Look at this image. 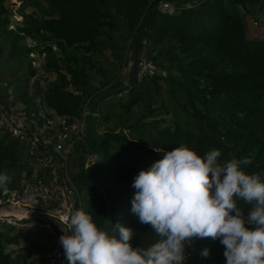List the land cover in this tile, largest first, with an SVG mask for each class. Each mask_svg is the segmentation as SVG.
I'll return each instance as SVG.
<instances>
[{
  "label": "trees",
  "instance_id": "obj_1",
  "mask_svg": "<svg viewBox=\"0 0 264 264\" xmlns=\"http://www.w3.org/2000/svg\"><path fill=\"white\" fill-rule=\"evenodd\" d=\"M34 1L39 16L25 13L22 2L21 20L12 21L10 0H0V40L9 59L26 66L35 88L31 95L26 86L15 87L11 96L4 90L0 103L14 104L10 100L16 96L33 109L40 98L60 116L80 117L96 94L121 86L100 71L92 83L90 74L99 56L111 48L120 59L127 40L134 49L142 27L139 62L146 50V57L161 71L107 98L104 109V100L93 109L94 140L104 154L93 181L108 197L111 226L131 229L134 248H147L158 237L131 212L137 191L131 186L133 178L161 159L164 151L183 144L200 156L219 150V162L248 158L243 171L264 179V38L249 37L244 22L248 6L264 12V0ZM31 54L44 55L42 69L53 74L54 81L40 86ZM108 124L114 128L99 134V127ZM22 156V146L0 133V172L11 176V182L0 188V198L18 188ZM88 156L93 157L87 147L78 154L75 180L87 190V213L102 226L103 200L83 183ZM236 203L247 216L252 205L242 199ZM0 228V264H27V258L14 259L7 252L20 237L7 226ZM204 248L210 250L207 258L199 255ZM223 252L218 239H194L186 247L185 264H225Z\"/></svg>",
  "mask_w": 264,
  "mask_h": 264
},
{
  "label": "clouds",
  "instance_id": "obj_2",
  "mask_svg": "<svg viewBox=\"0 0 264 264\" xmlns=\"http://www.w3.org/2000/svg\"><path fill=\"white\" fill-rule=\"evenodd\" d=\"M220 155L200 156L181 144L133 178L131 212L158 237L147 248L132 246L129 228H104L91 214L70 210L59 220L67 264H185L186 247L199 238L218 239L225 264H264V179L243 171L248 158L219 162ZM10 182L0 172V188ZM237 199L252 205L247 216ZM209 254L208 248L199 253Z\"/></svg>",
  "mask_w": 264,
  "mask_h": 264
},
{
  "label": "built area",
  "instance_id": "obj_3",
  "mask_svg": "<svg viewBox=\"0 0 264 264\" xmlns=\"http://www.w3.org/2000/svg\"><path fill=\"white\" fill-rule=\"evenodd\" d=\"M160 7L169 8L167 4ZM144 52L139 74L146 68ZM130 68L128 65V71ZM85 119L86 110L78 118L60 116L40 98L35 99L33 109L21 102L19 106L0 103V133L23 148L18 188L0 198V225L13 229L19 237L31 230L45 232L51 243L40 264H64L59 243L63 230L49 220L59 223L70 210H83L82 202L86 201L75 180L78 154L87 147ZM93 157L87 161L92 163Z\"/></svg>",
  "mask_w": 264,
  "mask_h": 264
},
{
  "label": "rangeland",
  "instance_id": "obj_4",
  "mask_svg": "<svg viewBox=\"0 0 264 264\" xmlns=\"http://www.w3.org/2000/svg\"><path fill=\"white\" fill-rule=\"evenodd\" d=\"M165 1V0H164ZM173 3L175 1H181V0H169ZM22 2L26 5L24 12L27 14H33L35 16H39L40 13L36 8V3L34 0H10L8 4V9L10 11L12 21H20V7ZM43 4V2H40ZM164 3V2H163ZM174 5V4H173ZM250 11L249 15L245 16L244 22L246 24L247 30H248V36L253 38H264V12H260L258 9V6H248ZM165 11L171 12L172 9H165ZM242 14H244V10H241ZM14 27V23H12V26L10 28ZM116 41V40H115ZM27 43H30V41H27ZM129 40L126 41L124 44V51L122 55H120V59H117L113 56V50L110 48L106 52L102 54V56H99V63H95V69L90 74V78L92 83L96 81V79L99 78V71L105 72L108 74V77H113V83L119 84L121 86L128 85L131 79V68L130 72L128 71V65H131L132 62V54L133 50L129 47ZM0 48H1V54H0V93L4 90H6V95L11 96L12 89L15 87L18 89L24 88V86L27 87L28 94H33L35 91L34 88V80L29 79L28 72L26 66H19L18 62L15 61V59H9L8 56V48L6 45L3 44V41L0 40ZM121 48V47H120ZM123 48V47H122ZM119 54V53H118ZM145 66L146 68L142 70V72L139 74V78H142L143 76L152 75L153 73H160L161 71L158 69V67L151 62L149 58H147V51L145 50ZM31 62H33L32 67H36L37 75L36 79L39 80L40 86L44 87L47 85V83L54 81L55 76L53 74H47L43 69V60L44 56H39L37 54H34L33 56H30ZM27 82V83H26ZM120 86V87H121ZM4 96V95H3ZM19 97H13L10 101H15V105L19 106L18 102ZM110 99H105L102 101V109L109 103ZM12 104V103H10ZM107 127L109 129H113L114 127L108 124V126L103 125L99 127L98 133L102 134ZM89 158V156H88ZM87 158V159H88ZM95 161V157L92 158V163ZM127 162V161H125ZM87 161V165H90ZM81 192H83L84 197L86 198V201L88 200V196L86 195V189L80 188ZM86 201L82 202L83 210L86 209ZM1 227V225H0ZM1 229V228H0ZM14 234V233H13ZM15 235V234H14ZM51 243L50 237L40 230H31L28 231L26 236L20 237L18 239V244L15 246H10L7 248V252L10 253L14 259L17 257H23L27 258V264H35L40 263L41 260L48 254L49 252V245ZM65 264V262H64Z\"/></svg>",
  "mask_w": 264,
  "mask_h": 264
},
{
  "label": "water",
  "instance_id": "obj_5",
  "mask_svg": "<svg viewBox=\"0 0 264 264\" xmlns=\"http://www.w3.org/2000/svg\"><path fill=\"white\" fill-rule=\"evenodd\" d=\"M142 31L138 34L137 40L134 45L133 54H132V62H131V79L128 85L117 87V88H109L104 91L99 92L96 94L91 101L89 102L87 108H86V119H85V133H86V145L88 151L95 156V161L88 165L83 174V183L85 186L93 191H95L99 197L103 200L104 203V220L108 222L107 225H103L101 227L108 228L111 226V215H110V202L108 200V197L103 189V187L93 181V175L96 171V169L103 163L104 154L99 149V145L94 140V114L93 109L95 105L107 98L114 97L116 95H119L120 93L127 92L131 87H133L139 78V58H138V49L141 41ZM50 223H53L55 226L62 228L59 223H56L52 220H49ZM69 234V233H68ZM65 264H67V261L65 259Z\"/></svg>",
  "mask_w": 264,
  "mask_h": 264
}]
</instances>
